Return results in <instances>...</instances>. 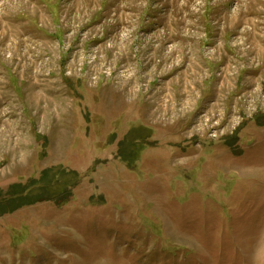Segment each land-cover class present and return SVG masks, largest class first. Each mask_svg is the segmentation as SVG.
I'll list each match as a JSON object with an SVG mask.
<instances>
[{
	"label": "rangeland",
	"instance_id": "rangeland-1",
	"mask_svg": "<svg viewBox=\"0 0 264 264\" xmlns=\"http://www.w3.org/2000/svg\"><path fill=\"white\" fill-rule=\"evenodd\" d=\"M30 178L0 264H264V0H0V189Z\"/></svg>",
	"mask_w": 264,
	"mask_h": 264
},
{
	"label": "trees",
	"instance_id": "trees-1",
	"mask_svg": "<svg viewBox=\"0 0 264 264\" xmlns=\"http://www.w3.org/2000/svg\"><path fill=\"white\" fill-rule=\"evenodd\" d=\"M49 168L43 169L40 173L42 181L45 179ZM73 172V171H71ZM40 178H30L27 183H13L3 193L0 189V215L13 212L19 207L26 204H33L35 202L45 201L47 198L44 190L40 192L31 193L32 187L37 186L41 182Z\"/></svg>",
	"mask_w": 264,
	"mask_h": 264
}]
</instances>
